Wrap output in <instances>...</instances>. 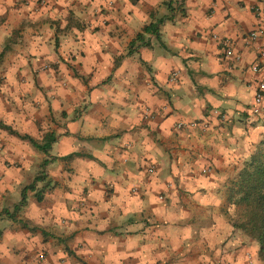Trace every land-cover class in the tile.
<instances>
[{
    "label": "crops",
    "instance_id": "crops-1",
    "mask_svg": "<svg viewBox=\"0 0 264 264\" xmlns=\"http://www.w3.org/2000/svg\"><path fill=\"white\" fill-rule=\"evenodd\" d=\"M36 5L0 0V123L51 139L0 129V264H264L227 198L264 139L244 43L264 0Z\"/></svg>",
    "mask_w": 264,
    "mask_h": 264
},
{
    "label": "trees",
    "instance_id": "trees-1",
    "mask_svg": "<svg viewBox=\"0 0 264 264\" xmlns=\"http://www.w3.org/2000/svg\"><path fill=\"white\" fill-rule=\"evenodd\" d=\"M153 33L154 26L146 25L142 27L140 34L135 36L134 41L142 38L143 34ZM7 47L0 52V65ZM0 129L13 134L28 143L35 149L45 151L51 142L48 136L39 145L27 136H19L10 127L0 123ZM40 180L35 177L33 182ZM29 185L26 189H31ZM227 198L230 203L240 208V215L234 227L251 237L258 246V257L264 262V139L261 140L253 153L242 163L235 177L230 181L227 189ZM25 197L21 192L20 201L15 206L18 210L24 204Z\"/></svg>",
    "mask_w": 264,
    "mask_h": 264
},
{
    "label": "built area",
    "instance_id": "built-area-1",
    "mask_svg": "<svg viewBox=\"0 0 264 264\" xmlns=\"http://www.w3.org/2000/svg\"><path fill=\"white\" fill-rule=\"evenodd\" d=\"M47 0H37V7H42L46 4ZM256 15L259 17L260 21L259 24L257 25L256 29L254 31H250L246 34L244 38V43L246 45L252 44L257 40H260L263 44L262 47L258 48L255 52V62L254 64L250 67V71L253 74H258L261 69V63L264 61V10H256ZM212 39H216L214 35H212ZM222 42V59H231L232 57V50L230 43L227 40H223ZM235 61H239V58L235 56L233 58ZM176 79V73L173 72L170 74L168 78V82L171 83ZM264 93V75L260 76L255 83V91L253 95V105L251 112L252 114H257L259 110V106L262 101V94ZM145 110V114H146ZM187 127H193L195 124L194 122L186 124ZM182 127L181 124H177L176 128L180 129ZM42 257L39 256L35 258V261H41Z\"/></svg>",
    "mask_w": 264,
    "mask_h": 264
},
{
    "label": "rangeland",
    "instance_id": "rangeland-1",
    "mask_svg": "<svg viewBox=\"0 0 264 264\" xmlns=\"http://www.w3.org/2000/svg\"><path fill=\"white\" fill-rule=\"evenodd\" d=\"M36 3H37V0H36ZM36 7H37V5H36ZM36 7H34V8H36ZM53 67H54L53 64H48V65L47 64L46 65L44 64V65L40 66L39 69L35 70L32 73H34V75L36 76L39 72H44V71L47 72L48 70H51L52 71ZM2 80L3 79H2V77L0 75V85H1V83H3ZM33 89H34L33 90V92H34L35 89H36L35 80L33 81ZM0 94H3V93L0 91ZM49 99L51 100L52 97H49ZM8 101L9 100H5L4 97H0V108H5V106H6L5 104H7ZM11 104L14 105L16 103H15V101H11ZM18 105L21 106V108H39L40 107L39 100L35 96V94H29V95L27 94ZM18 108H20V107H18ZM12 166H13V168H15L17 166V163H13ZM33 174H35L34 171H33ZM239 215H240V211H239Z\"/></svg>",
    "mask_w": 264,
    "mask_h": 264
}]
</instances>
